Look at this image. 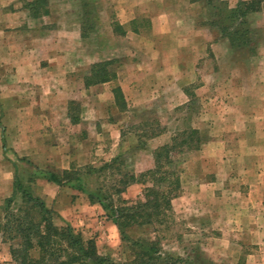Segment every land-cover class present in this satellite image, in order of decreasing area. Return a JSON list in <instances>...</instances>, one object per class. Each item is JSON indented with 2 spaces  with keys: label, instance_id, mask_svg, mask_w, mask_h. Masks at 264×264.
I'll return each instance as SVG.
<instances>
[{
  "label": "rangeland",
  "instance_id": "1",
  "mask_svg": "<svg viewBox=\"0 0 264 264\" xmlns=\"http://www.w3.org/2000/svg\"><path fill=\"white\" fill-rule=\"evenodd\" d=\"M30 1L34 0H0V61L10 58L16 63L21 60V66L30 61L43 64L48 61L46 55L59 52L64 61H74L71 74L75 81L70 83L72 92H66L63 89L67 83L60 81V70L54 73L55 86L49 85L43 72L38 73V82L23 80L27 71H16L17 66H13L12 76H0V215L7 198H13L14 208L21 203L19 193L13 194L15 176L27 185L29 173H33L36 177L30 187L52 211L57 226L70 225L83 239L92 240L100 254L115 262L129 261L133 256L128 242L121 238L117 224L105 215L99 202L90 200L86 193L48 181L45 173L71 169L83 172L93 167L89 176L92 191L109 189L115 203L119 199L143 200L145 186L140 183L129 184L119 195L113 192L121 173L139 174L152 168V151L191 127L199 131L202 143L198 149L172 153L170 167L179 175L182 191L171 201V210L162 221L154 219L150 224L127 228L125 234L159 239L163 254L192 257L191 264H264L261 195L257 204L246 194L252 185L261 186L263 179L255 174V163L251 167L245 161L246 147L235 145V131L225 125L231 118V108L247 104L229 95L233 83L226 77L229 67L222 63L215 66L217 56L206 51L198 67L202 83L193 67L187 71L183 67V76L172 84L143 79L129 83L123 79L122 85L135 83L138 95L126 94V106L120 108L108 95L119 86L117 79L107 83L104 91L95 85L86 89L83 81L92 60L111 59L116 78L119 69L130 68L124 62L139 40L134 35L120 36L118 28L117 33L110 31L111 1L47 0L38 8L37 17L28 9ZM46 9L48 14L43 13ZM75 25L77 33L55 35L61 40V48H50L49 42L41 40L39 52L30 51L36 48L37 42L31 41L34 38L52 34L49 32L57 27L69 31ZM73 40L78 44L69 49ZM118 46L125 48L119 52ZM200 84L206 86L197 89ZM183 87L194 96L185 97ZM220 137V145L201 151L204 144ZM204 153L209 158L202 162ZM234 155L244 158L233 163ZM115 157L119 159L111 163ZM11 243L15 245V241ZM9 245L0 232V264H13Z\"/></svg>",
  "mask_w": 264,
  "mask_h": 264
},
{
  "label": "crops",
  "instance_id": "2",
  "mask_svg": "<svg viewBox=\"0 0 264 264\" xmlns=\"http://www.w3.org/2000/svg\"><path fill=\"white\" fill-rule=\"evenodd\" d=\"M109 1L113 5L110 14L112 18L109 24L111 26L110 31L117 33L116 29L118 28L121 31L119 33L120 36L127 35V37L132 38L131 35H134L133 38L139 40L133 43V50L130 51L131 57L127 58L124 62V66L130 68L119 69L117 71L116 79L119 81L118 84L125 100L126 94L136 96L138 95V90L134 89L135 83L132 86L129 84L122 85L120 81L123 79L125 82L129 81V83H137L138 80L143 79L146 82L159 80L172 84L180 76H183L185 70L187 71L188 68L190 70V67H193V72L197 71L195 74L198 76L199 82L202 83L204 79L199 73L198 67L202 64L201 58H203L206 51H211L217 56L215 66L217 64L221 66L222 63L224 66L229 67V73H227L226 77L228 81L233 82L228 88L229 95L237 101L241 100V104L244 101L247 104L246 106L237 105L236 108H231V118L228 119L229 123L227 122L228 124L225 125L228 127V130L235 131L236 134L233 132L234 136H237L235 145L246 147L245 161L250 163L251 167L254 163L255 167H258L255 174L261 176L263 183L261 186L252 185L253 187L246 194L250 196L251 199L249 200H254L257 204L260 201L261 208L264 210V0ZM209 1H212L213 4L210 5ZM240 1L260 2L259 10L249 12L246 16L250 29L258 33L259 36L255 38L250 46L232 48L228 38L222 36L219 29L211 23L215 19V5L223 2L226 8L231 9L236 7ZM131 25L133 28H130ZM72 30L66 31L57 27V30L49 32L52 34H42L38 38L36 37L31 40L37 43L34 44L36 46L35 50L31 49L30 51L33 53L39 52L37 47L42 45L39 43L41 40L49 42L47 45L50 48H56V46L61 48L62 44L59 43L61 40L54 38L55 35H62L65 32L77 33L78 27L75 25ZM50 35H53V37ZM56 41L57 43H55ZM64 42L67 43V40ZM77 44V41L73 40V44L71 43L68 47L69 49L76 48ZM124 48L118 46L116 50L121 52ZM230 53L232 54L230 55ZM225 54H229L230 56L228 55L224 58ZM30 55L33 56L32 53ZM48 55L44 57L48 60V63L36 64V61H30L29 65H27L28 67L26 64L25 66H21V60L17 61V63L14 60H10V58L6 59L5 62L0 61V76H12L14 74L13 66H17L16 71L20 70L19 72L21 73L27 71L23 80L38 82V73L43 72L49 85L55 86V81L57 80L54 73L60 70L63 73L60 81L67 83V88L63 90L72 92L74 87L70 83L75 81V77H72L71 74L74 70V61L70 59L68 62L64 61L63 54L59 52H50ZM27 56H29V53ZM51 56L54 58H51ZM0 60H3L1 56ZM92 63H94L93 60L89 64ZM183 67L184 71L182 70ZM217 69L215 68V70ZM4 70L5 73H3ZM214 74L215 76L219 75L217 73ZM17 80L22 81V78L17 77ZM109 82L111 81L95 86H99L104 91V86ZM188 82L190 83L192 80L190 79ZM241 83L245 84L239 89L238 85ZM204 86L206 85L200 84L197 89ZM92 87L94 86L85 88ZM181 89L185 97H190L185 91V89H189L188 87ZM107 93L108 91H105V94ZM108 95L109 98L112 96V100L114 99L111 91ZM184 102L186 100L182 101L181 104ZM221 142H223L221 137L210 141L203 145L201 151L205 152L211 146L220 145ZM207 156L208 154L204 153L201 161L203 162L204 158H209ZM210 156L214 157V155ZM244 157L242 155H234L232 162H236L234 159L237 160ZM183 193L186 194L185 191ZM188 194L189 192L186 196ZM259 195H261V200L258 201ZM243 264L250 263L246 261ZM253 264L256 263L253 262Z\"/></svg>",
  "mask_w": 264,
  "mask_h": 264
},
{
  "label": "trees",
  "instance_id": "3",
  "mask_svg": "<svg viewBox=\"0 0 264 264\" xmlns=\"http://www.w3.org/2000/svg\"><path fill=\"white\" fill-rule=\"evenodd\" d=\"M47 4V0L28 2V9L34 17L39 16L38 8ZM88 2L83 3L88 6ZM209 4H213L209 1ZM215 25L222 36L227 37L232 48L250 46L256 36L250 29L246 16L249 12L260 8L259 1H240L234 8L228 9L223 2L215 5ZM48 14V10L43 11ZM113 61L105 59L90 64L83 77L84 86L88 87L116 79V72L110 68ZM186 93L192 96L189 89ZM115 104L120 108L126 101L120 86L112 89ZM202 143L199 131L189 127L175 133L171 140L156 147L152 151L153 167L139 174L121 173L113 192L121 194L132 183L144 185V199L129 202L119 199L115 203L113 193L107 188H90L89 176L94 171L87 167L85 171L63 170L61 173L48 171L45 177L59 186H68L79 192L86 193L90 200L101 205L105 215L118 226L121 238L130 246L132 259L115 262L100 254L92 240L83 239L80 232L70 225L57 226L53 213L45 205L44 200L35 195L30 185L36 176L29 173L28 184L25 185L19 176H15L14 192L19 193L21 203L13 207V198H7L0 215V232L4 241L10 242L9 251L13 264H191L193 259H182L172 254H163L159 239H148L141 236L130 238L125 234L127 228L150 224L154 219L161 220L171 210V201L180 195L181 183L179 175L171 169L172 153L184 149L199 148ZM119 157L111 160L117 161ZM122 185V186H121ZM14 197V196H13ZM15 241V245L11 242ZM32 252L37 255L32 256Z\"/></svg>",
  "mask_w": 264,
  "mask_h": 264
}]
</instances>
